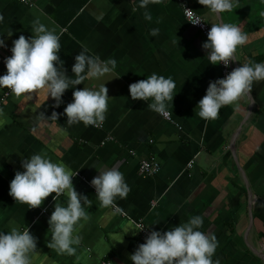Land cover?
<instances>
[{
	"label": "crops",
	"instance_id": "obj_1",
	"mask_svg": "<svg viewBox=\"0 0 264 264\" xmlns=\"http://www.w3.org/2000/svg\"><path fill=\"white\" fill-rule=\"evenodd\" d=\"M187 1L210 26L223 20L248 34V42L237 47L239 60L233 61V68L242 62L264 61V0H237L221 18L199 0ZM32 2L31 6L0 0L4 16L0 34L8 45L0 46V74L6 71L4 58L11 55L13 40L21 33L32 35L31 21L40 16L46 24L51 17L65 29L59 55L69 75L75 55L86 44L101 58L115 57L114 75L119 76L105 82L108 108L99 127L83 122L68 125L66 113L56 120L37 118L40 112L63 113L73 99L71 87L59 106L51 96L46 99L43 90L27 99L12 93L5 98L0 117V229L7 231L10 220L29 227L37 237L33 264H135L130 253L141 243L139 230L125 232L137 227L134 220L167 230L200 214L202 230L213 231L219 241L213 258H219L220 264H264V80L253 82L251 100L242 97L238 109L225 105L216 119L205 120L195 107L209 81L221 77V67L207 59L202 47L206 37L186 19L178 0L149 3L151 20L144 18L138 0ZM152 28H159V33L151 35ZM152 72L176 82L169 103L174 122L130 95V83ZM96 84L95 79H86L75 87ZM7 90V86L0 89V99ZM41 150L76 171L75 189L92 201L85 205L90 218L77 228L82 239L74 255L58 254L47 244L54 192L37 207L15 201L9 193L15 171L24 170L21 160ZM152 155L161 169L144 177L140 161ZM96 165L118 167L124 173L131 190L116 201L123 214L113 216L110 207L99 206L90 183L99 174ZM66 199L61 194V202Z\"/></svg>",
	"mask_w": 264,
	"mask_h": 264
},
{
	"label": "clouds",
	"instance_id": "obj_2",
	"mask_svg": "<svg viewBox=\"0 0 264 264\" xmlns=\"http://www.w3.org/2000/svg\"><path fill=\"white\" fill-rule=\"evenodd\" d=\"M29 2L30 0H25V3ZM159 2L160 0H138L139 6L145 9L143 16L146 20L152 19L148 4ZM199 3L220 17L223 13L232 11L237 0H199ZM186 11L191 22L199 23L203 20L198 17L193 19L191 8L186 7ZM3 20V14H0V22ZM48 20L50 23L46 24L40 16H35L31 21L32 35L26 37L21 33L13 40L11 55L4 58L6 71L0 74V89L7 86L16 98L25 99L30 98L34 92L43 90L46 99L51 96L54 104L59 106L63 103V93L71 87L74 89L73 99L66 104L63 113L53 111L49 116L40 112L37 118L56 120L59 115L66 113L68 125L83 122L85 126L99 127L105 120L108 108L109 94L105 82L119 76L114 75L117 59L101 58L99 54L92 53L86 44H82L71 66L72 75H69L65 62L59 55L62 46L60 37L65 29L51 17ZM158 33L159 28L150 30L153 36ZM7 34L11 36L12 31ZM247 42L248 34L238 24L221 20L211 23L202 47L207 50L206 57L210 63L223 62L227 66L231 61L239 60L236 56L237 47ZM0 46L8 47L2 34ZM86 79H95L96 86L75 87ZM260 80H264V61L242 62L225 76L209 81L206 94L198 100L195 107L197 115L205 120H214L222 106L232 105L238 109L237 102L242 97L251 100L253 82ZM175 88L176 82L171 76L165 77L157 72L129 85L133 99L147 101L149 109L165 117L170 115L169 103L173 102ZM3 115L4 109L0 107V117ZM20 163L24 170L15 171L14 178L10 180V195L15 201L37 207L54 192V210L48 217L51 239L47 244L58 254H76V246L82 239L77 228L82 221L90 218L85 205L92 203L87 195L75 189L72 177L76 171L64 162L54 161L43 150L24 157ZM97 169L99 174L90 183L95 187L99 206L110 207L113 216L123 214L124 210L116 201L118 198H126L131 190L124 173L118 167L101 165ZM61 194L67 197L63 202L60 200ZM203 223V217L196 214L167 230L153 228L144 242L138 243L130 253V259L135 264H220L219 258H213L219 241L213 231L202 230ZM145 227L149 226L140 224L136 228L129 227L125 232ZM120 240L122 239L116 241ZM37 249V237L30 232L28 226L21 228L14 220H10L7 231L0 229V264H33V254Z\"/></svg>",
	"mask_w": 264,
	"mask_h": 264
},
{
	"label": "built area",
	"instance_id": "obj_3",
	"mask_svg": "<svg viewBox=\"0 0 264 264\" xmlns=\"http://www.w3.org/2000/svg\"><path fill=\"white\" fill-rule=\"evenodd\" d=\"M22 2H25V0H20ZM181 5H182V8H183V12H184V15L186 17V19L194 26L198 27L201 32L203 33V35L206 37L207 39V32L208 30L210 29V25L207 23L205 17L196 12V10L193 8V6L187 1V0H178ZM29 5H33V2L32 0H30L29 3H27ZM186 7L187 8H191V10L193 11L194 13V16L192 17L193 19L194 18H201L203 19L202 21H200L199 23H193L191 22L187 15V11H186ZM220 63V67H221V77L225 76L227 72L231 71L233 69V61H231L229 63V65L225 66L223 64V62H219ZM11 94L10 90H7V92L2 96V98L0 99V107L2 106L5 98H7L9 95ZM170 113V112H169ZM168 120H171L172 122H174L172 120V117H171V114L166 117ZM189 167H191L193 165V162H190L189 164ZM161 169V163L160 161L155 157V156H150L148 158H144L140 161V164H139V172L142 176L144 177H151V176H154L156 175ZM77 175L81 176L80 173H78ZM156 203L155 201L153 202V204ZM134 222L137 224V225H140V224H143L144 226H147V224L144 222L143 219H139V220H134ZM152 230L151 228L149 227H145L144 229H141L139 230V239H140V242H144V239L145 237L148 235L149 231ZM104 264H112L111 261H106L104 262Z\"/></svg>",
	"mask_w": 264,
	"mask_h": 264
},
{
	"label": "water",
	"instance_id": "obj_4",
	"mask_svg": "<svg viewBox=\"0 0 264 264\" xmlns=\"http://www.w3.org/2000/svg\"><path fill=\"white\" fill-rule=\"evenodd\" d=\"M221 18V17H220Z\"/></svg>",
	"mask_w": 264,
	"mask_h": 264
}]
</instances>
